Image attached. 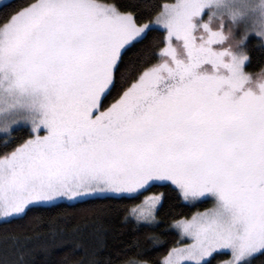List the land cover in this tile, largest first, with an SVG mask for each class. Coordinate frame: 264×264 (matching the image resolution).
Segmentation results:
<instances>
[{"label": "snow or ice", "instance_id": "1", "mask_svg": "<svg viewBox=\"0 0 264 264\" xmlns=\"http://www.w3.org/2000/svg\"><path fill=\"white\" fill-rule=\"evenodd\" d=\"M207 10V18L203 14ZM264 16V0L253 8ZM235 0H22L0 17V217L164 187L212 207L179 220L162 264L264 257V68L228 43ZM157 26L163 29L162 41ZM155 63L139 54H154ZM26 138L12 145L13 130ZM162 196L131 209L154 222ZM18 237L0 264H31ZM89 264H98L92 260ZM217 264L221 262L217 261Z\"/></svg>", "mask_w": 264, "mask_h": 264}, {"label": "trees", "instance_id": "2", "mask_svg": "<svg viewBox=\"0 0 264 264\" xmlns=\"http://www.w3.org/2000/svg\"><path fill=\"white\" fill-rule=\"evenodd\" d=\"M173 0H159L168 3ZM22 0H7L0 4V17L18 7ZM148 6L152 0H140ZM162 41L163 29L157 26ZM247 51L251 56L246 70L254 73L264 68V50L255 37L248 40ZM141 62L155 63L159 49L154 54H139ZM12 145L26 138L24 132L13 130ZM0 136V142L4 140ZM0 147V152H3ZM163 194L162 207L156 211V223L137 222L131 217V209L139 205L147 195ZM210 199L188 204L164 187H153L135 199H90L80 204H63L58 207L36 208L22 219L0 221V249L5 242L11 244L18 237L32 249L31 264H130L143 261L160 264L168 251L179 241L172 222L190 217L196 210L209 207ZM229 255L221 254L213 261H222ZM256 264H264V257Z\"/></svg>", "mask_w": 264, "mask_h": 264}, {"label": "clouds", "instance_id": "3", "mask_svg": "<svg viewBox=\"0 0 264 264\" xmlns=\"http://www.w3.org/2000/svg\"><path fill=\"white\" fill-rule=\"evenodd\" d=\"M237 4H243L246 6V15L235 23L225 20L226 30L231 31V36L228 43L234 47L240 44V41L244 37L245 33H250L255 27L264 24V16L260 15V11H253V8L260 3V0H235Z\"/></svg>", "mask_w": 264, "mask_h": 264}, {"label": "rangeland", "instance_id": "4", "mask_svg": "<svg viewBox=\"0 0 264 264\" xmlns=\"http://www.w3.org/2000/svg\"><path fill=\"white\" fill-rule=\"evenodd\" d=\"M5 1H7V0H0V4H2V3L5 2ZM173 2H175V0H173V1H171V2H168V3H173ZM207 15H208V12H207V10H206L205 13L203 14V17H202V18L206 19V18H207ZM225 31H227V30L225 29ZM251 38H252V37H249V39H251ZM249 39H248V40H249ZM247 42H248V41H247ZM246 47H248V43H247ZM246 71H247V70H246ZM247 72H248V71H247ZM248 73H251V72H248ZM257 73H259V71H258V72H254V73H252V74H257ZM0 136H4V133L0 132ZM4 137H5V136H4ZM150 195H160V194H150ZM147 196H149V195H147ZM202 200H203V199H202ZM210 201H211V200H210ZM142 202H143V201H142ZM142 202H141V203H142ZM141 203H140V204H141ZM140 204H139V205H140ZM212 206H213V205H212V201H211L209 207L204 208V209H201V210H196V211H195L190 217H188V218H182V219H179V220H189V219H191V217H192L194 214H196L197 212H204L205 210L211 208ZM131 217L135 219V217L132 215V212H131ZM155 217H156V216H155ZM5 219H6V218L0 217V221H1V220H5ZM135 220H136V219H135ZM179 220H176V221L172 222L171 225H170V228L177 232V234H178V236H179V241H180V230L177 229V228L174 226L175 223H176L177 221H179ZM136 221H137V220H136ZM137 222H145V221H137ZM146 223H149V224L156 223V218H155V221H154V222H146ZM176 246H180L179 243H177V244H176L175 246H173V247H176ZM228 258H230V257H228ZM228 258H226V259H228ZM163 259H164V258H162V260L160 261V264H162ZM226 259H224V260H226ZM222 261H223V260H222ZM222 261H220L221 264H222ZM130 264H148V263L143 262V261H136V262H132V263H130Z\"/></svg>", "mask_w": 264, "mask_h": 264}]
</instances>
